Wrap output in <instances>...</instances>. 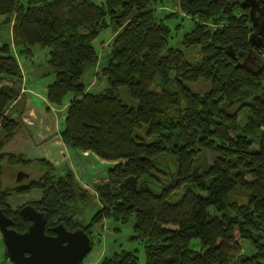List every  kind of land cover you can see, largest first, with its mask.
I'll use <instances>...</instances> for the list:
<instances>
[{
	"label": "trees",
	"instance_id": "1",
	"mask_svg": "<svg viewBox=\"0 0 264 264\" xmlns=\"http://www.w3.org/2000/svg\"><path fill=\"white\" fill-rule=\"evenodd\" d=\"M240 2L0 0V25L8 28V41L0 43V80L7 82L0 84V208L9 227L22 232L28 220L7 197L37 190L29 204L45 214L47 234L60 222L67 230L81 228L92 244L94 224L130 221L128 239L141 242V264H264V46L248 41L253 28ZM164 3H175L177 11L157 16ZM257 3L262 8L253 9L252 18L260 28L264 0ZM171 18H177L172 28ZM184 19L188 29L173 37ZM107 26L114 35L98 53L92 41ZM171 37L175 46L167 45ZM34 46L47 48L52 79L46 101L60 106L71 96L58 130L61 142L110 162L104 178L92 184L99 207L84 225L77 216L89 194L70 169L58 173L45 158L2 150L18 127L5 115L22 80L17 54L31 56ZM191 50L199 59L183 56ZM247 52L250 69L235 67ZM97 67L106 87L91 92L82 76ZM119 86L134 105L121 101ZM197 158L205 163L192 177ZM3 161L35 163L39 175L4 186ZM130 176L135 188L123 182ZM170 179L176 182L166 186ZM172 196L179 197L171 202ZM136 259L133 249L120 247L98 262Z\"/></svg>",
	"mask_w": 264,
	"mask_h": 264
},
{
	"label": "rangeland",
	"instance_id": "2",
	"mask_svg": "<svg viewBox=\"0 0 264 264\" xmlns=\"http://www.w3.org/2000/svg\"><path fill=\"white\" fill-rule=\"evenodd\" d=\"M96 4H99L102 2V0H91ZM170 11H177V6L175 3L169 5L167 3H164L158 9V12L156 13L157 16L163 15L166 12ZM0 19H3L0 17ZM177 21V18H171L170 20H166V23L172 28L174 25V22ZM182 27L177 29L175 32L172 29L171 35L174 37L175 35L180 36V34L188 29L189 23L186 19L182 20ZM8 28L6 26L0 25V43L8 41V34H7ZM114 33L112 32L111 28L107 26L106 28H103L100 30V32L96 35V37L93 39L92 43L95 49L98 53L104 52L108 44L113 38ZM168 40L167 45L168 46H175V41L177 38H173ZM183 56L188 61H194L199 59L200 52L198 50H191V51H183ZM17 60L19 63L20 68L22 69L23 78L26 80V86L35 89L36 91H41L42 88L52 79V73L51 69L47 63V48L44 47H38L34 46L32 47V54L31 56H24L22 53L17 54ZM96 73L93 74L91 72H85L82 76V81L87 86V90H90L91 92L99 91L106 87L104 83V79L99 73V68L97 67ZM7 83L6 80H0V84ZM153 89L157 90V88L153 87ZM118 95L123 103L126 105L132 106L134 105V101L130 98L128 90L125 86H119L117 88ZM69 94H67L68 96ZM67 96L63 98V102L66 101ZM33 104L39 108L38 113H41L42 120L49 125H54L56 129H59L60 127V115L63 114V108L60 111H56V117L54 113L47 114L45 112V108H40V102L36 101L35 99L32 101ZM36 102V103H35ZM61 108V107H60ZM44 114V115H43ZM63 118V117H62ZM237 119L239 123L244 122V118L237 114ZM33 130L34 126L31 127ZM20 133L17 132L16 137L14 139H11L12 141L5 142L4 148L8 152L10 151H17L16 149L21 147L22 149L30 142V140L26 139V141L22 138L23 130L20 128ZM264 131V130H263ZM0 132V137H1ZM31 140H33L36 143V137L35 133L31 132L30 134ZM28 143H25L27 142ZM24 145V146H23ZM36 145H38L36 143ZM45 148V145H42ZM18 148V149H19ZM252 148H255L253 145ZM3 150V149H2ZM6 152V151H5ZM27 159V158H26ZM36 159V158H34ZM30 160V159H28ZM70 162L73 166L81 165V169L84 170L83 179L88 181L85 185L86 191L89 194L88 200L86 204L81 208L80 213L77 216V219L79 220V223L84 225L89 222V219L91 215L98 209L99 204L96 199V196L94 195V191L92 190V184L95 183L92 182L93 179H97V181H100L103 176H105V170L108 167L107 162L100 161L97 159H94L92 156V153H89L88 157L81 155V152L79 150H73L69 149L64 153V161H59L57 163L56 168L57 169H63L64 165L68 164ZM116 161H114L115 163ZM110 164V163H109ZM32 165L35 166L36 172L32 173L31 167ZM84 166V167H83ZM1 167L3 169L2 173V183L4 186H12L15 184V176L17 171H23L28 173L29 177H23L21 180H25L23 183L26 182V179L32 177L35 178L39 175V170L36 166V164H31V167L29 165H21L20 163L17 164H9L6 161H3L1 163ZM75 173V172H74ZM32 175V176H31ZM79 177L81 176L80 173H78ZM75 177V176H74ZM78 177V176H77ZM76 179V177H75ZM80 183V181L78 180ZM178 194L182 192V187H179V189L176 191ZM39 197V191L37 190H31L30 192L26 194H18V195H10L7 197L6 202L11 208H15L17 206H20L24 203H29L30 201L36 200ZM179 196H172L169 201H175ZM131 222L127 223H118L115 221H112L111 219H103L99 223H96L91 228V237H92V244L91 248L83 255L80 264H99L98 260L99 257L102 255H108L112 251L119 249L120 247H124L126 249H133L134 253L137 256L136 262L134 264H141L143 260V252H142V246L141 242L139 240H130L128 239V236L131 235ZM242 250L243 251H250V247L247 246L245 242H242ZM4 246L3 242L0 237V264H12L8 258L4 257Z\"/></svg>",
	"mask_w": 264,
	"mask_h": 264
},
{
	"label": "water",
	"instance_id": "3",
	"mask_svg": "<svg viewBox=\"0 0 264 264\" xmlns=\"http://www.w3.org/2000/svg\"><path fill=\"white\" fill-rule=\"evenodd\" d=\"M240 6L248 7L249 19L253 28L248 35V41L255 47L263 46L264 42L259 44L254 40V38L260 40L264 34H261L259 30L256 33V23L252 18V10L261 7H258L256 0H241ZM260 27L264 28L262 25ZM248 52L242 61L234 63L235 67L250 69L253 57H250ZM225 53L235 59L230 46H226ZM204 163L205 161L200 158L194 161L190 170L192 177L199 175V172L203 170ZM23 177H28V173L17 171L15 181L19 182ZM123 182L131 188H135L133 177H126ZM175 182L176 180L170 179L166 186ZM18 212L28 220V224L22 232H16L9 227L12 221L3 214V208H0V237L6 256L12 264H77L91 247L90 237L81 228L67 230L58 222L49 227L51 234L44 233L45 214L36 210L29 203L21 205Z\"/></svg>",
	"mask_w": 264,
	"mask_h": 264
},
{
	"label": "crops",
	"instance_id": "4",
	"mask_svg": "<svg viewBox=\"0 0 264 264\" xmlns=\"http://www.w3.org/2000/svg\"><path fill=\"white\" fill-rule=\"evenodd\" d=\"M21 72H22V70H21ZM45 86L42 88L41 91H36L35 89H32V88L26 86V80H25V78H23V73H22V80L19 84V92H18L17 96L7 104V106L5 108V115L8 118H11V119L18 122L17 130L11 139H14L16 137L17 132L20 133L19 130L21 128L23 130L22 138L25 141H26V139L27 140L29 139L30 142L29 143H28V141L25 142L28 144L23 149L21 147L20 148L18 147L19 149L17 148L16 149L17 151H15V152L10 151L9 153L20 154L25 159L26 158L27 159H34V158H41L42 157V158L47 159L49 162H51L56 167V165H57V163H59V161H62V162L64 161V153H66V151H68L69 149L67 147H65V145L61 142V140L59 138V135H58L59 129H56V127H55L56 122L53 126L46 124L41 118L42 114L38 113L39 108H37L33 104L32 101L34 99L36 101H39L40 102V108H45V112L47 114H50L51 112L54 113V115L56 117H58L56 115V111H60L63 108V114L60 115V120H61L63 115H64L66 103L70 100L71 96L65 95L64 97L67 96L66 101L63 102V100H62V105L55 106V105L50 104L46 101L45 96H44ZM86 89H87V86H86ZM32 126H34V129L30 130V129H32L31 128ZM31 132L35 133L36 143L38 145H36V143L33 140H31V137H30ZM11 139H9L7 142L12 141ZM42 145H45V148ZM3 150L8 152L7 150H5L4 146H3ZM79 151L81 152V155H84L86 157H88V155L90 153L88 151H81V150H79ZM92 156L94 159L104 161V160L99 159L98 157H96L93 154H92ZM104 162H107V164L110 163L108 161H104ZM29 166L31 167V165H29ZM57 168H56V171L58 173H61L65 169H70L72 171V173L74 174V176L76 177V179L80 181V184L82 187H85V185L88 184L87 183L88 181L83 179V175L85 172L83 169H81L80 164L78 166H73L70 162H68V164L64 165L63 169H57ZM31 170L36 172L34 165H32ZM78 173L81 174L80 177H79ZM103 178H104V176L102 177V179ZM94 181L96 182L97 179L94 178L92 182H94Z\"/></svg>",
	"mask_w": 264,
	"mask_h": 264
},
{
	"label": "flooded vegetation",
	"instance_id": "5",
	"mask_svg": "<svg viewBox=\"0 0 264 264\" xmlns=\"http://www.w3.org/2000/svg\"><path fill=\"white\" fill-rule=\"evenodd\" d=\"M256 2H260V0H256ZM257 8V7H256ZM262 8V7H261ZM261 8H257L258 10H260ZM255 30H256V33H257V30H259L260 32H261V34H264V28H255ZM258 40V39H257ZM262 42H264V36H262L261 37V39L260 40H258V43L260 44V43H262ZM264 46V45H263ZM29 176H30V174H29ZM32 176V175H31ZM23 180H21V182H22ZM20 182V181H19Z\"/></svg>",
	"mask_w": 264,
	"mask_h": 264
}]
</instances>
